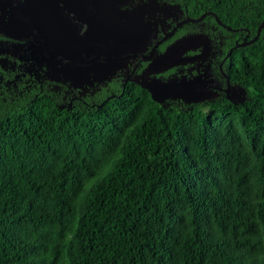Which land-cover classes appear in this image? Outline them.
<instances>
[{
  "label": "trees",
  "instance_id": "1",
  "mask_svg": "<svg viewBox=\"0 0 264 264\" xmlns=\"http://www.w3.org/2000/svg\"><path fill=\"white\" fill-rule=\"evenodd\" d=\"M175 1L237 29L201 21L221 55L264 20V0ZM224 68L231 99L191 108L0 93V264H264V27Z\"/></svg>",
  "mask_w": 264,
  "mask_h": 264
},
{
  "label": "flooded vegetation",
  "instance_id": "2",
  "mask_svg": "<svg viewBox=\"0 0 264 264\" xmlns=\"http://www.w3.org/2000/svg\"><path fill=\"white\" fill-rule=\"evenodd\" d=\"M202 14L191 17L175 0H0V93L18 95L19 85L50 90L60 108L83 103L90 110L119 88L148 82L206 94L196 102L167 99L166 107L221 100L231 96L230 48L221 55L217 31L201 24L216 14ZM174 45L176 57L165 60Z\"/></svg>",
  "mask_w": 264,
  "mask_h": 264
},
{
  "label": "rangeland",
  "instance_id": "3",
  "mask_svg": "<svg viewBox=\"0 0 264 264\" xmlns=\"http://www.w3.org/2000/svg\"><path fill=\"white\" fill-rule=\"evenodd\" d=\"M187 39L188 38H185L181 42H185ZM175 47H176V45L167 48L166 52L163 54V57H164L165 60L166 59H173V58L176 57V52L174 51ZM171 81H173V80H171ZM167 82H169V81H167ZM142 83L145 86H149V84L151 86H154L152 83H148V82H142ZM163 83H165V82H163ZM159 88H161L163 91L159 90ZM151 90L154 93L155 97L163 104L165 103V101L167 99H172V100L181 99L184 102H191V101L196 102L195 100L204 98L205 95H206V94H204L203 97H201V95H199V93H198V96H197L194 92L185 93L184 94L182 91L176 90L173 87H171L170 83L164 84V85H161V86L160 85H158V86L155 85ZM230 95H231V92H230Z\"/></svg>",
  "mask_w": 264,
  "mask_h": 264
},
{
  "label": "water",
  "instance_id": "4",
  "mask_svg": "<svg viewBox=\"0 0 264 264\" xmlns=\"http://www.w3.org/2000/svg\"><path fill=\"white\" fill-rule=\"evenodd\" d=\"M204 16H205V13L202 14L200 17L196 18V19H190V18H188V19H186V20L197 21V20H200L201 18H203ZM215 20H216V22H217L219 25H221L222 27L226 28L227 30H230V31H235V30H237V29H232L230 26L225 25V24H224V23H223V22H222V21H221L216 15H215ZM183 22H184V21H183ZM263 27H264V20L261 21V22L258 24V26H257V28H256L255 35H254L251 39H248V40L244 39V40H242L241 42H237V43H235V45L232 46V47L228 50V52L226 53V56H225V57L229 56V54L232 52L233 49H235V48H237V47L245 46V45L249 44L250 42H253V41L258 37V35L260 34V31H261V29H262ZM143 86L146 87V88H149L148 86H145V85H143ZM148 90L150 91V94H151L152 98H154L155 100L159 101V100L155 97L154 93H153L150 89H148ZM226 98L231 99V97H230L229 95H227ZM159 102H160V101H159Z\"/></svg>",
  "mask_w": 264,
  "mask_h": 264
}]
</instances>
